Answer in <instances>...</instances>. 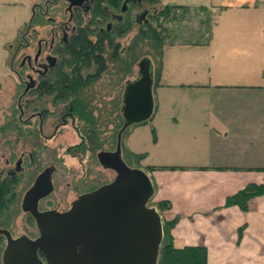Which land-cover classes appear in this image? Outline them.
Listing matches in <instances>:
<instances>
[{
	"label": "flooded vegetation",
	"instance_id": "obj_1",
	"mask_svg": "<svg viewBox=\"0 0 264 264\" xmlns=\"http://www.w3.org/2000/svg\"><path fill=\"white\" fill-rule=\"evenodd\" d=\"M98 1H35L32 14L6 48L1 66L5 70L0 76V210L12 208L14 217L23 210L27 224L24 232L16 235L12 215L6 223L0 222V240L5 241L2 264H6L8 251L16 240H36L45 235L48 221L45 223L42 218L44 214L66 212L80 197L114 180L118 175L116 158L129 166L126 140L136 124H126L123 99L128 83L137 78L138 69L133 77L124 73L130 63L122 69L125 79L120 121L116 82L107 78L109 73L115 77L114 68L121 70L119 57L131 46L121 41L133 28V19L126 14L130 4L137 5L132 17L141 25L139 30L148 29L157 14L151 8L155 5L143 0H128L122 10L123 0L119 12ZM77 36L102 45L103 66L97 59L88 61L75 51L79 48H74L72 42ZM102 79L109 81L107 87L101 88ZM70 128L74 131L72 137L77 139L71 143ZM100 131H115V148L97 152L101 166L113 170L115 177L87 189L72 186L68 157H83L101 148ZM70 190L75 195L69 199ZM48 253L41 247L37 250L44 264H48Z\"/></svg>",
	"mask_w": 264,
	"mask_h": 264
},
{
	"label": "rangeland",
	"instance_id": "obj_2",
	"mask_svg": "<svg viewBox=\"0 0 264 264\" xmlns=\"http://www.w3.org/2000/svg\"><path fill=\"white\" fill-rule=\"evenodd\" d=\"M35 1L37 0H0V76L5 70L1 66L5 60L6 48H8L9 42L12 41L14 35L22 27L23 22L32 14ZM161 1L164 3L159 2L156 8L151 7L152 11L156 12L155 14H158V12L163 9L164 4L173 5L174 3H182L189 7V13L187 9L183 10L180 9V7H175L171 8L170 16L153 18L152 21L154 25H156L159 30L161 29L162 35H166L165 41L162 45L161 56H159L160 52L157 51V48L154 46L155 44L151 42V39H143L137 35L140 31L139 29L141 25H139V23H137L132 17L137 5H135V3L130 4L126 14L133 19V28L121 39V41L127 46L131 45V48L128 47L125 52L121 53V57H119L122 62L121 70L118 71L114 68L115 77L109 73L110 78L107 79H110L111 81L114 79L113 81L116 82L115 95L117 97V121H120L119 104L123 89V80L125 79L123 74L125 73L128 77L135 76L138 69L137 62L144 56H150L156 67L161 61V69L158 67L160 69V74L158 72L160 79H157V84H154L153 87L154 100L158 105L157 115L152 122L149 119L147 122L137 125L130 137V141L133 143L131 146L134 150L146 151L148 153L146 157L143 156L139 160V158H136L127 150L125 151V158L129 166L142 168L146 170L149 175L151 169L147 168L148 164H169V166H163L160 169H163V172L170 177V182L177 186H181L182 184H187V178H185L186 175H183V172H187L189 169L194 168V164H191V160L197 159L209 161L208 158L211 159L215 157H222L221 159L228 160L229 158L234 157V155L230 154L231 148L226 147L225 145L222 147L220 144L218 146H210L207 142L206 143L209 147H206L203 141L196 138L197 132L191 131V126L193 122H195L194 118H204L203 116H197L198 113L196 111L204 112L209 107L247 108V110L252 111L256 109H264V87L239 86L240 88L237 89L220 91L216 90L217 88H200L190 85L187 82L190 80L200 82V80H207L211 77L214 82L237 81L244 84L250 82L251 84H264V34L263 30L259 29L261 36L258 38H260L261 41L258 48L256 44H253L251 47L244 46L245 48L243 47L244 50L241 52H236L229 46H225L226 48L223 50L221 49V46H217V52H212V50H210L211 47H206L205 45L194 46L193 44L178 43L183 42L182 36L185 33H189L190 37L200 38L204 41L205 36H199L201 32L195 37L196 31L205 28L204 19L211 14V2L216 3L219 0ZM143 2L147 3L148 1L143 0ZM249 2L251 8L256 10L254 14L230 10L232 13L239 12L237 17L240 14L242 15V17L239 18V21H241L240 24H235L232 27L237 29L243 28L244 30H247V28L252 25L255 28L258 26L264 27V0H250ZM256 6L257 8H255ZM109 7L114 11L119 12L120 10V8L114 9L112 6ZM216 14L217 11L212 14L211 17H218ZM246 16L255 18L245 19ZM256 18L261 22L258 23ZM225 20H227L226 16ZM174 26L177 27V31H179L181 35L168 37L167 34L171 31L170 28H176ZM184 37L188 38L189 35ZM174 39L176 42L175 45H173L174 42H172ZM127 63H130L131 67L123 73L124 64L126 65ZM108 82V80L105 81L102 79L99 81V84L101 88L103 86L107 87L109 85ZM105 90L107 91L109 88H105ZM1 102L3 101L0 97V106L3 104ZM188 111L193 112V114L189 115L190 113ZM175 115H177L179 119L177 123L174 120ZM254 117L256 119H264V115H254ZM248 125L251 126L250 129L253 128V134L258 133L257 124L252 122ZM114 132L115 131L99 132V139L103 144L101 145V148H97L91 153L87 152L83 157L81 154H78L75 158L68 157L67 161L69 169L70 171H73L72 177L69 178L72 186L77 184L82 189H87L92 184L98 185L112 180L115 177V172L103 168L97 158V152L100 150L110 147L112 149L115 148ZM259 133L263 134L264 132L262 133V131H259ZM72 136H74V131L70 128V143L74 142L76 139ZM108 139H110L109 142ZM243 139L244 138H242L241 141ZM261 142H263V139L255 140L253 143H250L249 140L246 139L243 141L242 149L247 155L253 154L254 159L259 156L260 159H263L264 143L262 144ZM218 143H220V141ZM244 145H246V148ZM233 152H235V150H233ZM257 153H260V155H256ZM90 165H92L91 169ZM200 168L201 166H198V169ZM214 168L215 167L211 166V164H208V169ZM183 169L186 170L180 172ZM257 172L262 176L264 168L258 169ZM73 192L74 191L72 190L69 191V199L74 197L75 192ZM148 204L152 206H156V204L158 205L156 197L153 196ZM156 207L158 208V206ZM167 210L168 209H164L162 213L164 220L168 215ZM11 215L12 208L0 210V222L6 223V220H8V217ZM25 216V212L20 210L18 217H12V229L14 234H21L26 229L27 222ZM31 229L34 230L35 228L32 227ZM183 242L184 240L178 237L176 240L174 238L175 245H181ZM4 246L5 241L2 239L0 240V264H2V251L4 250Z\"/></svg>",
	"mask_w": 264,
	"mask_h": 264
},
{
	"label": "crops",
	"instance_id": "obj_3",
	"mask_svg": "<svg viewBox=\"0 0 264 264\" xmlns=\"http://www.w3.org/2000/svg\"><path fill=\"white\" fill-rule=\"evenodd\" d=\"M249 1L219 0L216 3L213 2L214 4L211 2V14L204 19L205 28L196 31L195 35L197 37L201 32L199 36H205L204 41L200 38L190 37L189 33H185L182 36L183 42L178 43L193 44L194 46L205 45L211 47L212 52H217V46H221L222 50L226 48L225 46H229L236 52H241L244 50V46L251 47L253 44H256L258 48L261 41L258 38L261 36L259 29H262L264 34L263 26L255 28L252 25L247 30L245 29L246 31L243 28L232 27L235 24H240L239 18L242 15L237 17L239 12L232 13L230 10L255 13L256 10L251 8ZM180 9H187L189 13L187 5L180 7ZM216 11L218 17H211ZM225 16L227 20H225ZM249 18L255 17H245V19ZM256 19L258 23L261 22L258 18ZM169 32L168 37L181 35L177 28L175 31ZM188 35V38L184 37ZM172 42H174L173 45L176 44L175 39ZM187 83L205 89L217 88L216 90L220 91L237 89L240 88L239 86L264 87V84H251V82L248 84L237 81L214 82L211 77L207 80H200V82L190 80ZM157 112L158 105L155 101L153 113L147 120L150 119L152 122ZM188 112L189 115L193 114L191 111ZM196 112L198 113L197 116L204 117L194 118L197 124L193 122L191 131L197 132L196 138L203 141L206 147H209L207 143L210 146L220 144L223 147L225 145L231 148L230 154L234 157L228 160L221 159L222 157L208 158L209 161L191 160L194 168H188L187 172H183L186 169L180 171L187 178V184L181 186L170 182V177L163 172V169H160L163 166H169V164H148L147 168L151 169L149 173L155 184L154 197L157 201L170 200L171 208L167 210L166 219L178 216V222L172 229L175 240L177 237L184 240L178 246L185 244L205 245L208 248V264H264V192L251 196L246 208H242L237 203H227L229 196L248 184L264 182V173L261 176L257 172L258 169L264 168L262 166L264 165V158L261 160L259 156L254 159L253 154L247 155L242 149L243 141L246 139L250 143L263 139L261 143H264V119L254 117V115H264V109L252 111L247 110V108L209 107L204 112ZM174 120L176 123L178 122L177 115L174 116ZM252 122L257 124L258 133L256 134L252 133L253 128L250 129L251 126L248 125ZM139 124L132 126L126 140L127 148L132 155L135 153L146 157L148 152L134 150L131 146L133 143H131L130 137ZM259 131H262L263 134ZM242 138L244 139L241 141ZM219 141L220 143H218ZM244 147L246 148V145ZM256 155H260V153ZM208 164L215 168L208 169ZM151 165L153 166L149 167ZM198 166L201 168L198 169Z\"/></svg>",
	"mask_w": 264,
	"mask_h": 264
},
{
	"label": "water",
	"instance_id": "obj_4",
	"mask_svg": "<svg viewBox=\"0 0 264 264\" xmlns=\"http://www.w3.org/2000/svg\"><path fill=\"white\" fill-rule=\"evenodd\" d=\"M137 65L138 76L128 83L123 99L126 124L147 120L155 107L153 60L144 56ZM116 163L114 180L83 195L66 212L44 214L45 235L16 240L6 264H44L37 254L40 247L49 251L48 264H157L164 223L159 209L148 204L154 182L146 170L120 157Z\"/></svg>",
	"mask_w": 264,
	"mask_h": 264
},
{
	"label": "trees",
	"instance_id": "obj_5",
	"mask_svg": "<svg viewBox=\"0 0 264 264\" xmlns=\"http://www.w3.org/2000/svg\"><path fill=\"white\" fill-rule=\"evenodd\" d=\"M123 0H99V4L101 2L107 3L104 5L112 6L114 9L120 8ZM149 4L157 5L161 0H147ZM184 5L179 4H164L163 9L158 12L155 17L159 18V16L168 17L171 15V8L183 7ZM176 27V26H174ZM177 28V27H176ZM170 32L175 31L174 28H170ZM169 32V33H170ZM137 35H139L143 39H151L157 51L162 52V45L164 43V36L162 35L161 29L159 30L154 23L151 25L149 24L148 29L145 31L140 30ZM73 47H78L79 50H75L77 53L83 54L88 61L91 59H97L100 64L103 66L104 59L101 55L102 53V45H99V42L92 43L91 40L87 39L86 37L77 36L74 39ZM159 49V50H158ZM156 67V66H155ZM161 68V61L157 64L155 68V83L157 84V79L159 78L160 69ZM159 72V74H158ZM74 85V84H73ZM145 121L141 123H145ZM130 153V152H129ZM136 158L142 157L141 154H133ZM153 165L149 166L152 167ZM264 192V182L262 183H250L244 188L240 189L238 192L234 193L233 195L227 198V203L239 204L242 208H246L248 204V199L256 194H260ZM158 208L160 209L161 213H163L164 209L171 208L170 200L162 199L158 201ZM164 220V218H163ZM178 221V217H174L172 219H165L164 220V238L162 245L159 250L158 262L157 264H208V248L205 245H190L185 244L182 246H178L174 244V238L172 234V229L175 226L176 222Z\"/></svg>",
	"mask_w": 264,
	"mask_h": 264
},
{
	"label": "bare ground",
	"instance_id": "obj_6",
	"mask_svg": "<svg viewBox=\"0 0 264 264\" xmlns=\"http://www.w3.org/2000/svg\"><path fill=\"white\" fill-rule=\"evenodd\" d=\"M154 81H155V78H154ZM137 124H139V123H137ZM163 223H164V221H163Z\"/></svg>",
	"mask_w": 264,
	"mask_h": 264
}]
</instances>
